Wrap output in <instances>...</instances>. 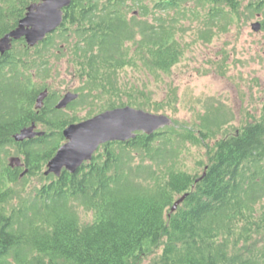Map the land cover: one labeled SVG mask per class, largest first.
<instances>
[{
	"label": "trees",
	"instance_id": "obj_1",
	"mask_svg": "<svg viewBox=\"0 0 264 264\" xmlns=\"http://www.w3.org/2000/svg\"><path fill=\"white\" fill-rule=\"evenodd\" d=\"M173 1L153 0V16L167 10L149 23L139 20L150 12L145 0H72L44 41L33 48L19 41L0 55V264H143L151 255L152 264H264V116L223 135L218 112L204 113L199 124L106 143L73 174H43L64 143L62 130L80 121L53 109L49 82L61 63L81 82L72 109L92 100L100 102L97 113L126 105L160 110L137 103L144 88L120 81L128 68L160 76L179 61L176 17L198 11L182 8L187 0ZM192 1L212 6L204 15L208 31L238 13V0ZM30 2L0 0V36ZM262 6L249 4L247 18ZM32 122L44 127L43 136L15 142L12 136ZM9 147L20 154L24 176L6 164ZM191 147L204 150L192 166ZM28 174L40 184L27 190Z\"/></svg>",
	"mask_w": 264,
	"mask_h": 264
},
{
	"label": "rangeland",
	"instance_id": "obj_2",
	"mask_svg": "<svg viewBox=\"0 0 264 264\" xmlns=\"http://www.w3.org/2000/svg\"><path fill=\"white\" fill-rule=\"evenodd\" d=\"M238 1V13L227 21L216 22L208 31L204 21L207 7L196 8L192 0H187L182 8L191 9L192 12L197 10L198 14H195L198 16L186 10L188 14L184 19L176 17L178 25L175 38L182 50L177 64L168 73H160V76H147L142 70L127 69L120 82L135 84L146 92L145 97L136 98L137 103L145 102L148 107L160 108L155 112L143 107L144 111L168 115L173 122L171 125L176 128L199 124L204 113L213 115V112H218L216 121H223V135L264 116V6L253 17L247 18L246 7L254 0ZM145 2L149 4L150 12L139 20L153 23L155 16L165 17L163 11L157 14L156 10H152L153 0ZM152 11L157 15L153 16ZM257 21L263 22V28L255 32L251 24ZM62 67L63 63L59 69L61 72L49 82L57 100L81 84L80 80L67 75ZM168 94L170 96L166 97ZM99 107L100 102L87 100L76 110H65L63 116L81 121L97 114ZM37 128L44 131L43 126L37 125ZM15 151V148L9 147L6 164L9 165L12 157L21 158ZM203 151L191 147L186 155L187 164L192 166L195 158L204 156ZM26 178L27 190L40 184L36 175L28 174ZM90 217L88 213L82 215L84 219ZM156 253L159 254V251ZM153 257H148L143 264H152Z\"/></svg>",
	"mask_w": 264,
	"mask_h": 264
},
{
	"label": "water",
	"instance_id": "obj_3",
	"mask_svg": "<svg viewBox=\"0 0 264 264\" xmlns=\"http://www.w3.org/2000/svg\"><path fill=\"white\" fill-rule=\"evenodd\" d=\"M72 0H39L27 6L24 16L17 22L12 30L0 36V55L11 50L14 41L24 40L25 44L33 48L60 27L63 20V11L70 6ZM264 1V0H261ZM260 22L251 24V29L258 32ZM48 96L45 89L37 95L35 109L40 110ZM78 98L77 93L66 92L55 104L56 110L65 109ZM172 119L166 114H154L137 109L129 105L103 110L79 122L68 124L62 130L65 140L55 154L50 158L43 171L44 176L58 177L61 172L75 173L85 162L91 160L100 146L109 142H125L135 137L137 133L151 135L154 132L168 127ZM43 131L36 130L33 122L16 132L12 138L20 143L43 136ZM9 165L23 167L21 159L12 157ZM27 172L25 169L21 176ZM203 175L196 181L200 180ZM186 195L178 198L171 207V212L183 201Z\"/></svg>",
	"mask_w": 264,
	"mask_h": 264
},
{
	"label": "flooded vegetation",
	"instance_id": "obj_4",
	"mask_svg": "<svg viewBox=\"0 0 264 264\" xmlns=\"http://www.w3.org/2000/svg\"><path fill=\"white\" fill-rule=\"evenodd\" d=\"M155 1H161L162 3L164 2V5L167 4V3H172V2H174L173 0H155ZM254 1H258V0H254ZM38 2H39V0H31L30 4H32V3H38ZM175 2H177V1H175ZM250 4H251V3H250ZM195 7H196V6H195ZM26 8H27V7H25V10H26ZM210 8H212V6H211ZM210 8H209V9H210ZM209 9H206V10H209ZM165 10H167L166 7H163L161 11H163V13H166ZM158 12H159V10H157V14H158ZM24 14H25V11H24ZM24 14H23V15H24ZM206 14L208 15V14H209V11H206ZM133 15H138V12H135V11H134ZM256 16H259V13H256ZM157 17L159 18V16H157ZM17 22H18V21H17ZM260 24H261V28H260V30H261V29L263 28V22L260 23ZM11 30H12V29H11ZM4 34H5V33H4ZM19 41H24V40L21 39V40H19ZM19 41H14L13 44H15V43H17V42H19ZM13 44H12V45H13ZM67 92H69V91H67ZM70 92L77 93V92H76V87H74V88H73V91H70ZM48 95H49V91H48ZM62 95H63V94H62ZM62 95H61V96H62ZM61 96H60V98H58V100H56V102L54 103V105H53V109H54V110H56V109H55V104H56V103L62 98ZM77 100H78V98H77L75 101H77ZM75 101H73L72 103H70L65 109H63V110H57V111H63V112L65 113V110L70 109V107L72 106V104H73ZM44 103H45V100H44ZM43 105H44V104H43ZM71 109H72V108H71ZM32 123H33V122H32ZM34 123H35V122H34ZM35 124H36V123H35ZM28 126H29V125H28ZM36 130H38V128H37V124H36ZM38 131H39V130H38ZM24 166H25V165H24ZM24 166L21 167L22 172L26 169Z\"/></svg>",
	"mask_w": 264,
	"mask_h": 264
}]
</instances>
